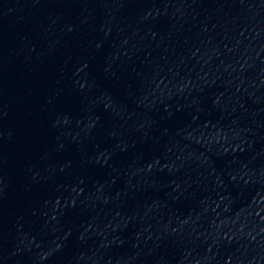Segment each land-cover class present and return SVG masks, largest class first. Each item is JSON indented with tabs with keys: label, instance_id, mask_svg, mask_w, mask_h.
<instances>
[{
	"label": "water",
	"instance_id": "obj_1",
	"mask_svg": "<svg viewBox=\"0 0 264 264\" xmlns=\"http://www.w3.org/2000/svg\"><path fill=\"white\" fill-rule=\"evenodd\" d=\"M0 264H264V0H0Z\"/></svg>",
	"mask_w": 264,
	"mask_h": 264
}]
</instances>
